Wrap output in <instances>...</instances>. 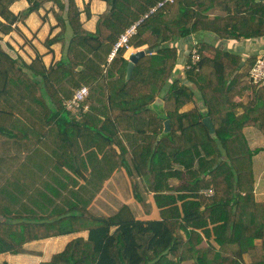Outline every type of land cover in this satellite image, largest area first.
<instances>
[{
  "label": "trees",
  "instance_id": "16d2710c",
  "mask_svg": "<svg viewBox=\"0 0 264 264\" xmlns=\"http://www.w3.org/2000/svg\"><path fill=\"white\" fill-rule=\"evenodd\" d=\"M15 1L0 0V30L9 34L17 22L53 1L61 30L44 43L61 42L62 50L60 59L47 67L40 53L27 63L0 45V119L11 123L28 110L45 123L64 124L68 143L61 151L70 158L72 146L79 147L80 166L69 168L84 177L80 191L90 198L116 169H128V150L119 132L133 130L145 143L134 148L132 163L147 190L155 192L162 219H136L128 206L113 216L95 215L83 196L81 209L47 216L0 209V253L24 252V243L32 239L88 229L87 240H71L40 264H264V200L256 199V150L244 133L245 126L254 125L264 134V82L245 80L249 73L239 54L217 48L210 57V46L202 41L198 65L186 69L185 64V83L173 76L178 49L172 45L200 31L222 39L264 37V0H106L95 31L83 27L76 0H27L28 9L19 14L10 9ZM212 9L218 12L212 14ZM84 11L91 16L89 4ZM134 24L128 45L147 44L155 52L140 58L128 79V48L120 47L111 61L108 56ZM256 60L250 57L252 67ZM82 85L91 89L89 108L77 118L66 100ZM246 89H252L246 104L235 102ZM158 97L164 100L163 114L151 107ZM189 103L193 106L183 109ZM207 116L215 135L203 120ZM73 132L81 143L72 141ZM174 164L185 170L173 169ZM171 178L178 183L170 184ZM209 189L212 194L206 193ZM166 190L189 193L179 195L180 206L172 196L163 205L169 202L162 195ZM205 237L207 245L201 246Z\"/></svg>",
  "mask_w": 264,
  "mask_h": 264
},
{
  "label": "crops",
  "instance_id": "0c3cea01",
  "mask_svg": "<svg viewBox=\"0 0 264 264\" xmlns=\"http://www.w3.org/2000/svg\"><path fill=\"white\" fill-rule=\"evenodd\" d=\"M76 2L81 10L83 27L89 31H95L99 15L107 7L106 0H76ZM86 4H89L90 7V17L84 11ZM28 7L29 2L27 0H17L11 4L10 9L13 13L19 14L25 12ZM53 10L58 11V6L53 1H47L38 12H32L25 21L17 22L14 25L16 26L15 29L9 34H4L0 30V45L13 57L21 56L27 63H30L36 54L40 53L47 67L54 64L61 57L62 43L56 42L50 47L44 43L48 37H53L61 30ZM216 12L218 10H211L212 14ZM197 40L209 44L210 47L207 48L206 54L210 57L215 55L217 48L239 54L243 59L242 68L248 70V73L252 68L250 57L256 56L257 59L259 55L264 53V37L237 40L222 39L209 31L193 33L172 44L178 49V62L173 76L185 83H188L185 64L193 43ZM146 48H148L147 44L140 47L131 45L124 53V57L129 60L131 54ZM109 67L110 64L107 65V68ZM111 72L117 76L116 69L111 68ZM245 80H247V75ZM251 91L252 89H246L244 95L243 93L237 94L234 101L246 104ZM190 107L191 105L187 104L183 109L187 110ZM30 113V111L25 110L23 116H14L15 121L11 123H5L0 119V193L1 190L5 191L6 189L10 193H1L0 209L7 208L13 210L14 213L21 212L20 214L25 217L27 214L47 216L51 212L81 209L82 200L80 197L83 196V198L90 200L87 210L95 215L113 216L123 206H128L136 219L143 221L162 219L161 207L155 199V192L147 190L142 177L137 173L132 163L134 148L145 143L143 137L136 138L133 135V130H120L119 136L128 150L129 167L127 169L123 166L116 169L105 179L96 195L90 198L88 193L84 194L80 191V186L86 184L84 177L69 168L70 165L72 168L80 166L79 147L72 146L70 158L61 151L63 146L68 143L64 141V124L58 122L54 124L45 123ZM126 133L130 135L128 136ZM150 133L147 129L146 134ZM244 133L251 147L262 148L258 155L254 156V162L256 163V160L260 159V162L264 163V134L254 125L245 126ZM76 135L77 133H72V141L76 139L78 143H81V138H75ZM87 163L91 169L90 163L88 161ZM172 168L185 170L181 164H174ZM254 168L256 199L264 200V177L257 170L256 165ZM129 169L132 174H130ZM6 181H8V185ZM169 183L177 184L178 179L171 178ZM6 185L7 188H5ZM88 188L91 192L94 191V186L91 184L88 185ZM187 193L189 192L183 190H166L162 195L167 196L169 202L163 205L170 204L172 202L170 197L172 196L173 199H176V204L180 206L182 200L179 195ZM9 195L11 198L6 200ZM136 195H140L144 199L147 211ZM114 229L115 227L112 228V231ZM88 236L89 230L85 229L32 239L24 243V252L0 253V264L4 262L9 264H40L49 261L53 254L63 251L71 240L77 237L87 240ZM206 245L207 239L205 237L201 246Z\"/></svg>",
  "mask_w": 264,
  "mask_h": 264
},
{
  "label": "built area",
  "instance_id": "2783aa9c",
  "mask_svg": "<svg viewBox=\"0 0 264 264\" xmlns=\"http://www.w3.org/2000/svg\"><path fill=\"white\" fill-rule=\"evenodd\" d=\"M163 2L160 3L162 5ZM136 33V24L131 26L129 29L123 33L117 43L114 46L113 51L108 56V61H111L116 55L117 51L120 47L126 46L129 48L128 45L129 38ZM200 41L197 40L193 43V47L188 54V59L186 62V69H192L196 67L201 60V54L198 50ZM249 79L250 82L254 84H259L264 82V53L258 56L256 63L249 71ZM91 89L90 86L82 85L79 88L74 90L73 96L66 100V108L70 111L75 117L80 118L88 108H89V95ZM207 194H212L213 190L209 189L206 191Z\"/></svg>",
  "mask_w": 264,
  "mask_h": 264
},
{
  "label": "water",
  "instance_id": "95a60500",
  "mask_svg": "<svg viewBox=\"0 0 264 264\" xmlns=\"http://www.w3.org/2000/svg\"><path fill=\"white\" fill-rule=\"evenodd\" d=\"M154 53V49L153 48H146V49H140L136 52H134L133 54L130 55V59L128 62V66H127V78L129 79L133 73L134 67H135V63L142 58L143 56H145L146 54H152ZM151 107L153 109H155L159 114H163L164 113V100L160 97H158L151 105ZM204 122L207 124V126L209 127L210 131L212 132V134L215 135V127H214V123L211 119L210 116L205 117ZM170 130V120H166L164 122V132L166 133L167 131Z\"/></svg>",
  "mask_w": 264,
  "mask_h": 264
},
{
  "label": "rangeland",
  "instance_id": "374dc122",
  "mask_svg": "<svg viewBox=\"0 0 264 264\" xmlns=\"http://www.w3.org/2000/svg\"><path fill=\"white\" fill-rule=\"evenodd\" d=\"M247 80L250 82V79H249V74L247 75ZM190 105H191V107L193 106V104L192 103H189ZM190 107V108H191ZM247 138V137H246ZM248 142H249V140H248ZM249 145H250V143H249ZM251 147V146H250ZM253 150H256V152H255V154H254V156L257 154L258 155V153L261 151V147H256V148H253V147H251ZM253 162H254V157H253ZM257 166V170L260 172V174L264 177V163L263 162H260V159H257L256 160V163L254 162V166ZM255 189H256V183H255ZM255 194H256V192H255ZM144 206V205H143ZM147 207V206H146ZM146 207L144 206V208L146 209ZM147 211V210H146ZM247 258V260H249V256H247L246 257Z\"/></svg>",
  "mask_w": 264,
  "mask_h": 264
}]
</instances>
